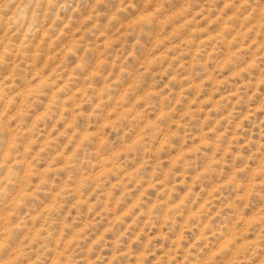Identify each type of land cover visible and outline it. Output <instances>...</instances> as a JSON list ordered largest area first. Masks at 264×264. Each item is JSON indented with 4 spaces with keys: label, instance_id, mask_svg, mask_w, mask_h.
Here are the masks:
<instances>
[{
    "label": "rangeland",
    "instance_id": "374dc122",
    "mask_svg": "<svg viewBox=\"0 0 264 264\" xmlns=\"http://www.w3.org/2000/svg\"><path fill=\"white\" fill-rule=\"evenodd\" d=\"M0 264H264V0H0Z\"/></svg>",
    "mask_w": 264,
    "mask_h": 264
}]
</instances>
